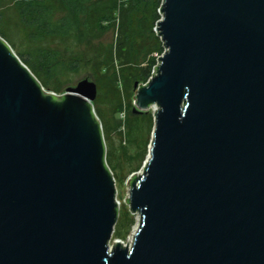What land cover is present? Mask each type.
Here are the masks:
<instances>
[{
	"label": "water",
	"instance_id": "95a60500",
	"mask_svg": "<svg viewBox=\"0 0 264 264\" xmlns=\"http://www.w3.org/2000/svg\"><path fill=\"white\" fill-rule=\"evenodd\" d=\"M154 126L109 248L113 175L85 78L46 92L0 37V264H264V0H162Z\"/></svg>",
	"mask_w": 264,
	"mask_h": 264
},
{
	"label": "rangeland",
	"instance_id": "374dc122",
	"mask_svg": "<svg viewBox=\"0 0 264 264\" xmlns=\"http://www.w3.org/2000/svg\"><path fill=\"white\" fill-rule=\"evenodd\" d=\"M9 2L11 0H0V13H3L4 18L0 26L9 37L11 42L7 44L15 55L22 54L37 66V49L59 51L63 56L68 53V44L56 39H28L23 27L17 24L18 19L9 7ZM123 8L121 6L117 10L110 32L94 41L92 47L80 49L84 66L79 72H63L46 85L40 82L46 92L57 96L65 94L67 88L75 87L85 78L95 83L97 93L92 104L102 127L107 164L113 175L116 199L119 202L110 243L120 241L128 245L139 219L137 221L138 213L130 212L126 201L132 177L139 175L145 166L154 126V121L148 115L143 118L131 115L135 104L134 86L140 85L137 73L145 66L136 65L134 60L136 54L142 53V47L148 48L152 36H156L160 42L161 39L155 32L157 21H151L149 12L142 14L136 11L127 17L121 15ZM158 12L156 9L159 16ZM71 49L76 50L75 47ZM161 55H151L156 60L155 65Z\"/></svg>",
	"mask_w": 264,
	"mask_h": 264
},
{
	"label": "trees",
	"instance_id": "16d2710c",
	"mask_svg": "<svg viewBox=\"0 0 264 264\" xmlns=\"http://www.w3.org/2000/svg\"><path fill=\"white\" fill-rule=\"evenodd\" d=\"M120 1L123 2L120 3ZM160 2L161 0H11L9 7L16 14L17 24L22 26L28 34V39H56L61 43H67L69 47L65 56L55 50L37 49L39 60L37 66L22 54L17 53L16 55L40 85L41 82L46 85L47 82L56 80L63 72L77 73L82 69L84 59L81 57L80 49L92 47L94 41L111 31L112 21L119 7H124L121 15L127 17L136 11L142 14L149 12L150 19L154 22L159 20L156 9H160ZM2 14L0 13V25L4 19ZM0 37L8 43L11 42L7 34L1 30V26ZM71 47H75L76 50ZM141 49L142 53L136 54L134 60L138 66L145 64L137 73L139 84L147 81L155 66L156 60L151 55L153 53L161 55L164 52L163 44L156 36L151 37L148 48L142 47ZM147 115L153 120L150 112L132 116L143 118ZM133 179L134 177L131 181Z\"/></svg>",
	"mask_w": 264,
	"mask_h": 264
},
{
	"label": "built area",
	"instance_id": "2783aa9c",
	"mask_svg": "<svg viewBox=\"0 0 264 264\" xmlns=\"http://www.w3.org/2000/svg\"><path fill=\"white\" fill-rule=\"evenodd\" d=\"M161 9V8H160ZM160 9H158V13H159V17L161 16V13H160ZM160 19V18H159ZM155 32H156V28H155ZM157 34V33H156ZM165 51V50H164ZM157 65H158V62L156 63V65L153 67V69L151 70V73H150V76L148 77V79H147V81L146 82H144V83H141L139 86H145V85H147V83L156 75V67H157ZM43 88V87H42ZM157 111V107H156V105H152L150 108H149V112L152 114V115H154L155 114V112ZM116 203H117V207H118V210H119V202L117 201V199H116ZM138 219H139V215H138V218H137V221H138ZM135 234V233H134ZM134 237V235L131 237V238H133ZM111 240V239H110ZM119 244L121 247H123V248H125V247H130L131 246V242H130V240L128 241V245H126V244H124V243H122V242H120V241H114V242H112V244L110 243V241H109V247H112L113 245H115V244Z\"/></svg>",
	"mask_w": 264,
	"mask_h": 264
},
{
	"label": "bare ground",
	"instance_id": "6f19581e",
	"mask_svg": "<svg viewBox=\"0 0 264 264\" xmlns=\"http://www.w3.org/2000/svg\"><path fill=\"white\" fill-rule=\"evenodd\" d=\"M139 222L140 221H138V223H137V226L134 228V230H133V232L135 233L136 232V230H137V228H138V224H139ZM134 233L132 234V236L134 235ZM132 241H133V238H131V243H132ZM109 248H111V247H109Z\"/></svg>",
	"mask_w": 264,
	"mask_h": 264
}]
</instances>
